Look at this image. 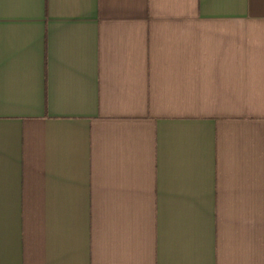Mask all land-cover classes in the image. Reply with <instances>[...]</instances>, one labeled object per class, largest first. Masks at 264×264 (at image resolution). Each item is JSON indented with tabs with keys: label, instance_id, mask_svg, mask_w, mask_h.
I'll return each instance as SVG.
<instances>
[{
	"label": "crops",
	"instance_id": "1",
	"mask_svg": "<svg viewBox=\"0 0 264 264\" xmlns=\"http://www.w3.org/2000/svg\"><path fill=\"white\" fill-rule=\"evenodd\" d=\"M0 264H264V0H0Z\"/></svg>",
	"mask_w": 264,
	"mask_h": 264
}]
</instances>
